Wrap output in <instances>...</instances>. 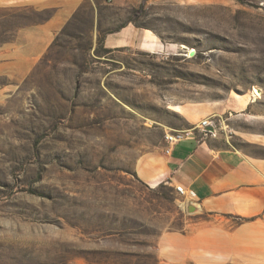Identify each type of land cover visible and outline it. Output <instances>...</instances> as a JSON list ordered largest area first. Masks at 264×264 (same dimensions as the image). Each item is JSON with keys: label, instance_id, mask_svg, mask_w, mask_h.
<instances>
[{"label": "rangeland", "instance_id": "rangeland-1", "mask_svg": "<svg viewBox=\"0 0 264 264\" xmlns=\"http://www.w3.org/2000/svg\"><path fill=\"white\" fill-rule=\"evenodd\" d=\"M104 13L110 26L153 28L166 50H108L75 22L27 72L0 71V264H158V238L183 224L184 200L140 181L139 159L188 127V108L254 87L264 108V0H144ZM46 14L0 7V44ZM226 120L217 135L233 139Z\"/></svg>", "mask_w": 264, "mask_h": 264}, {"label": "crops", "instance_id": "crops-1", "mask_svg": "<svg viewBox=\"0 0 264 264\" xmlns=\"http://www.w3.org/2000/svg\"><path fill=\"white\" fill-rule=\"evenodd\" d=\"M142 1L0 0V7L47 13L18 26L12 40L0 44V71L19 67L27 72L75 22L105 49L161 54L166 44L153 28L132 19L110 26L104 13ZM187 110L188 127L220 117L228 120L235 136L203 137L196 131L168 153L164 143L137 162L136 176L145 184L165 182L174 193V185L187 191L183 224L164 232L156 243L158 264H264V131L238 127L241 119L249 125L264 122L261 98L252 100L249 89L237 97L228 95L222 104Z\"/></svg>", "mask_w": 264, "mask_h": 264}, {"label": "built area", "instance_id": "built-area-1", "mask_svg": "<svg viewBox=\"0 0 264 264\" xmlns=\"http://www.w3.org/2000/svg\"><path fill=\"white\" fill-rule=\"evenodd\" d=\"M105 3L107 4H112L117 0H104ZM254 88H252L253 91ZM251 91V99L255 100L256 95ZM224 120L219 118H212V117H207L199 121L197 124L187 127V128H182V129H170L168 131L164 132L163 138L164 142L166 144V149L165 152H169L171 146L174 144L190 139L195 137V132H199L201 136L203 137H215L217 136ZM174 190L177 194H179L182 198H185L187 195V191L181 186V185H174Z\"/></svg>", "mask_w": 264, "mask_h": 264}, {"label": "bare ground", "instance_id": "bare-ground-1", "mask_svg": "<svg viewBox=\"0 0 264 264\" xmlns=\"http://www.w3.org/2000/svg\"><path fill=\"white\" fill-rule=\"evenodd\" d=\"M258 88H256V87H254V89H253V93H254V95H256V97H259L260 96V92H261V90L259 91V90H257Z\"/></svg>", "mask_w": 264, "mask_h": 264}, {"label": "water", "instance_id": "water-1", "mask_svg": "<svg viewBox=\"0 0 264 264\" xmlns=\"http://www.w3.org/2000/svg\"><path fill=\"white\" fill-rule=\"evenodd\" d=\"M257 90H259V91H260V88H258Z\"/></svg>", "mask_w": 264, "mask_h": 264}]
</instances>
